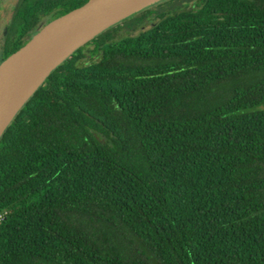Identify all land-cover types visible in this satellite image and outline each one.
<instances>
[{
	"label": "trees",
	"instance_id": "trees-1",
	"mask_svg": "<svg viewBox=\"0 0 264 264\" xmlns=\"http://www.w3.org/2000/svg\"><path fill=\"white\" fill-rule=\"evenodd\" d=\"M54 1L3 59L87 0ZM263 105L264 0H162L105 29L0 139V264H264Z\"/></svg>",
	"mask_w": 264,
	"mask_h": 264
},
{
	"label": "water",
	"instance_id": "water-1",
	"mask_svg": "<svg viewBox=\"0 0 264 264\" xmlns=\"http://www.w3.org/2000/svg\"><path fill=\"white\" fill-rule=\"evenodd\" d=\"M158 0H87L42 26L28 42L0 64V139L18 112L50 73L80 46L110 26ZM74 44L38 80L33 73L56 47Z\"/></svg>",
	"mask_w": 264,
	"mask_h": 264
},
{
	"label": "flooded vegetation",
	"instance_id": "flooded-vegetation-1",
	"mask_svg": "<svg viewBox=\"0 0 264 264\" xmlns=\"http://www.w3.org/2000/svg\"><path fill=\"white\" fill-rule=\"evenodd\" d=\"M32 4L29 9H25L24 6L27 3ZM0 0V37L2 39L3 46V54L1 56V61L4 60V55L7 53L9 49L7 46V38L10 34L14 33V24L15 21L22 16L34 17V16H43V21L48 19L52 14L53 4H56L54 0ZM62 1L59 0L58 5H60ZM25 9V10H24ZM50 11V12H49ZM43 21L38 25L37 32L43 25ZM34 35L36 32L31 31Z\"/></svg>",
	"mask_w": 264,
	"mask_h": 264
},
{
	"label": "bare ground",
	"instance_id": "bare-ground-1",
	"mask_svg": "<svg viewBox=\"0 0 264 264\" xmlns=\"http://www.w3.org/2000/svg\"><path fill=\"white\" fill-rule=\"evenodd\" d=\"M73 44L74 42L69 40L61 43L58 47H56L54 51L44 59L40 67L33 73L31 79L38 80L40 76H42L43 73L47 70V68L51 64H53L62 55V53L69 49Z\"/></svg>",
	"mask_w": 264,
	"mask_h": 264
},
{
	"label": "rangeland",
	"instance_id": "rangeland-1",
	"mask_svg": "<svg viewBox=\"0 0 264 264\" xmlns=\"http://www.w3.org/2000/svg\"><path fill=\"white\" fill-rule=\"evenodd\" d=\"M158 1H162V0H158ZM152 22H148L147 24H145L144 25V27H148L150 24H151ZM143 27V28H144ZM121 33H123V34H127L128 32L127 31H125V30H121ZM2 39H1V37H0V61H1V56H2V54H3V46H2ZM83 62H85V60L83 61ZM80 64V63H79ZM264 106V105H263Z\"/></svg>",
	"mask_w": 264,
	"mask_h": 264
},
{
	"label": "built area",
	"instance_id": "built-area-1",
	"mask_svg": "<svg viewBox=\"0 0 264 264\" xmlns=\"http://www.w3.org/2000/svg\"><path fill=\"white\" fill-rule=\"evenodd\" d=\"M1 219H2V215H0V221H1Z\"/></svg>",
	"mask_w": 264,
	"mask_h": 264
}]
</instances>
